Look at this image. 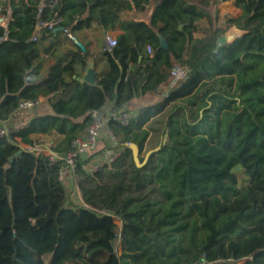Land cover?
<instances>
[{
    "label": "trees",
    "instance_id": "trees-1",
    "mask_svg": "<svg viewBox=\"0 0 264 264\" xmlns=\"http://www.w3.org/2000/svg\"><path fill=\"white\" fill-rule=\"evenodd\" d=\"M224 2L241 13L222 28L209 8ZM152 5L148 20L124 17ZM0 12V119L24 101L50 104L0 138V264H264V0H0ZM93 25L118 33L96 86L76 73L90 57L76 45L71 61L39 77L41 39ZM232 27L241 34L228 40ZM176 66L187 75L170 87ZM159 89L162 99L136 107L127 126L109 121L121 157L93 172L84 166L94 156L79 161V190L59 180L62 161L24 147L57 135L51 150L65 155L92 111ZM128 144L141 164L160 149L138 167Z\"/></svg>",
    "mask_w": 264,
    "mask_h": 264
},
{
    "label": "built area",
    "instance_id": "built-area-1",
    "mask_svg": "<svg viewBox=\"0 0 264 264\" xmlns=\"http://www.w3.org/2000/svg\"><path fill=\"white\" fill-rule=\"evenodd\" d=\"M59 22L60 19L51 23H41L37 26V31L42 29L52 30ZM64 33H67V31H64ZM105 38L111 47L117 44L116 38L111 34L106 33ZM34 40H36V37H34ZM147 52L149 55H152V49L150 47H147ZM174 75L175 79L178 81L185 78L187 73L183 68L179 67L178 71L174 73ZM41 99L36 101H24L15 112L29 111L37 107L40 104ZM133 115L134 113L125 104L121 105L119 108H114L111 103H106L101 109L92 111L91 123L86 135L75 139L72 150L65 155H59L53 152L51 150L53 145L49 144L44 146H38L36 144L34 146L24 147L27 150L35 152L37 156L45 154L52 162L62 161L64 163V167L59 172V180L62 182L72 180L75 182L76 187L79 190L77 175L79 161H84L89 157L94 156V159L89 166H84L88 172L97 171L102 165L116 162L121 157L122 149L120 148V143L117 137L108 127L109 121L113 119L119 121L122 125L127 126ZM17 130L18 129H15L9 120L0 119V138L9 136ZM103 142L106 143L105 147L101 146ZM97 152L100 153L97 154ZM202 264L210 263L206 262Z\"/></svg>",
    "mask_w": 264,
    "mask_h": 264
},
{
    "label": "crops",
    "instance_id": "crops-1",
    "mask_svg": "<svg viewBox=\"0 0 264 264\" xmlns=\"http://www.w3.org/2000/svg\"><path fill=\"white\" fill-rule=\"evenodd\" d=\"M97 28L100 29L97 25H93L90 29H85L76 32L74 34H67L63 32L55 36H49L45 39H41L39 45L40 57L38 59V62L41 67L39 72V77L40 78L46 77L50 69L57 62L67 63L71 61V59H73L72 54L77 53L78 51L77 47L75 46L76 45L75 40L82 42L87 48V52H89L90 57L95 59L96 79L97 77L107 73L108 65L103 54L106 45H108V42L105 38L106 33H104L101 29L100 31H97ZM117 34H118L117 32L111 33V35L115 38ZM37 37L41 38L42 35L40 33H37ZM74 66L76 73L79 76V79L81 80L85 75L87 66L86 67L83 66L80 62H77ZM65 79L67 81H70L69 76H66ZM163 92L164 91H162L161 96H163ZM166 92H168V90ZM152 94H147L144 96H140L139 98H136L133 101L134 103L132 104L133 106H135L134 109L138 107L136 106V104L142 100L147 101L149 98H153L154 100L151 103H155V102H159L162 99V98L158 99L157 95L153 97ZM149 104H145V105H149ZM145 105H141V106H145ZM127 107L134 113V110L129 105ZM49 111H50L49 99L42 97L40 104L37 107L26 112H15L10 117L9 122L14 126L15 129H20L26 126L35 116L48 114ZM34 138L38 140V139H43L44 137L34 136Z\"/></svg>",
    "mask_w": 264,
    "mask_h": 264
},
{
    "label": "rangeland",
    "instance_id": "rangeland-1",
    "mask_svg": "<svg viewBox=\"0 0 264 264\" xmlns=\"http://www.w3.org/2000/svg\"><path fill=\"white\" fill-rule=\"evenodd\" d=\"M154 9V5H152L148 11L146 13H144L143 15L141 14H133V12H128L125 14V18L131 19V18H135V19H144V20H148V18L151 16L152 12ZM209 11L211 13V15L213 16L214 19H216V24L219 27L225 28L226 27V18L227 17H237L240 15L241 11L234 5V2H224L221 3L218 6H215L214 4H212L209 8ZM217 16V18H216ZM7 23H8V18H6V16H4L1 12H0V25H3L5 27H7ZM201 27L202 28H208V24L207 21H203L201 22ZM97 31H100V29L97 28ZM98 34V33H97ZM111 34V33H110ZM241 32H239L236 28L232 27L231 29H229L227 31V39L229 40L230 37H235L236 35H240ZM195 36H200V33L195 34ZM233 39V38H232ZM231 39V40H232ZM84 69V68H83ZM179 69V66H176L175 68L172 69L173 74L176 73ZM157 95L158 99L162 98V91H159L157 93H153L152 96L155 97ZM153 98H149L147 101L142 100L139 103L136 104V106H141V105H145V104H149L151 102H153ZM133 105H131V108L134 110ZM43 139H38L36 140V144L38 146L40 145H53L54 143L58 142L60 140V137L57 135H52V136H43ZM101 146H106V143L103 142V144H101ZM75 184V183H74ZM76 186V184H75ZM70 187V188H69ZM68 187V194H69V200H71L74 203H79L81 201L80 199V194L78 193V191L76 192L73 187L74 186H69ZM77 188V187H76ZM119 224V226H121V223L118 221L117 222ZM118 250L120 252V248L118 247ZM244 261L241 262H233V261H217L213 264H242Z\"/></svg>",
    "mask_w": 264,
    "mask_h": 264
},
{
    "label": "water",
    "instance_id": "water-1",
    "mask_svg": "<svg viewBox=\"0 0 264 264\" xmlns=\"http://www.w3.org/2000/svg\"><path fill=\"white\" fill-rule=\"evenodd\" d=\"M183 25H180L179 27V30H182L183 29ZM63 27H60L56 30L57 31H63ZM233 37H230L229 40H231ZM226 40V37L222 39V41L224 42ZM75 44L76 46L81 50V52L83 54H85L87 52V49L85 47V45L78 41V40H75ZM162 46L164 48H167V43L165 40H162ZM82 83H87L91 86H96V69H95V59L92 58V57H89L87 59V68H86V72H85V75L84 77L80 80ZM177 83V79H174L171 86L172 87L173 85H175ZM130 149L132 150V153H133V159H134V162L136 163V165L138 167H142L143 165H145L147 163V161L149 160L150 156L158 151L160 149V146L158 148H156L155 150H151L147 153L146 157H145V160H144V163L141 164L140 163V150H139V147L136 145V144H131L129 145ZM13 161V160H11Z\"/></svg>",
    "mask_w": 264,
    "mask_h": 264
}]
</instances>
